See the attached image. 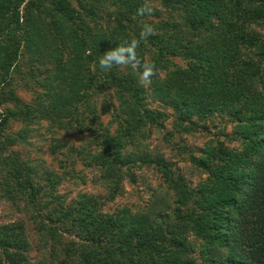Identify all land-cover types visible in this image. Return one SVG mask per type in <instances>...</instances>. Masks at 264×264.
<instances>
[{"label":"trees","instance_id":"1","mask_svg":"<svg viewBox=\"0 0 264 264\" xmlns=\"http://www.w3.org/2000/svg\"><path fill=\"white\" fill-rule=\"evenodd\" d=\"M151 2L140 17L143 0H0V203H22L41 247L32 258L24 224H0V264H264V0ZM145 23L155 34L137 55L156 66L151 86L133 67L101 71ZM169 117L164 157L143 141ZM215 120L236 145L184 143ZM42 134L48 167L24 152ZM142 167L164 192L107 208ZM82 170L104 199L58 193Z\"/></svg>","mask_w":264,"mask_h":264},{"label":"rangeland","instance_id":"2","mask_svg":"<svg viewBox=\"0 0 264 264\" xmlns=\"http://www.w3.org/2000/svg\"><path fill=\"white\" fill-rule=\"evenodd\" d=\"M166 112L171 115L169 110H166ZM213 125L215 127L221 126L217 120H215L213 124L206 122V132L201 130V128H198L193 132L182 134L181 138L193 151L202 147L208 139L213 137V134H215L218 139L224 140L225 144L228 146L236 145V143L227 141V139L222 135H217V129L214 128ZM229 130L230 126L227 125L224 131L225 133H228ZM172 131L171 118L169 117L168 120L163 123L162 128L152 129L149 137L143 141V145H145L148 151H157L164 157H170L174 152L170 150L169 142H166L163 137L164 134L171 133ZM67 136L65 137V135H60L59 138L62 140L67 138ZM73 137L74 138H71L70 141L75 145L79 144L78 137ZM177 137V135L173 134V140H177ZM48 141L49 139L47 134L34 136L30 140V145L25 147L24 152L26 156L30 159L41 160L43 162V166L48 167L52 161L46 148ZM176 165L187 180L192 183L197 181V177L194 175L195 172L191 169L187 162L178 160ZM75 168L80 169L81 167L79 164H76ZM132 171L135 174V182L129 183L126 179H124L121 183V193L114 197L110 202H106L105 206L107 208L114 209L118 206H127L130 209L138 208L139 206L149 203L153 195L160 196V194L164 192L162 185H160L158 175L152 169L142 167L139 170L132 169ZM81 174L84 176L82 179L73 177L62 182L58 187V193L66 194L67 198H70L74 197L76 192H84L86 194L101 196L104 199L105 191L98 180V173H96V171L82 170ZM15 221H20L24 224L25 232L28 236L31 247L29 255L32 258H35L40 254L41 247L37 240V234L34 230L33 223L24 211L22 203L12 205L9 202L2 201L0 203V224Z\"/></svg>","mask_w":264,"mask_h":264},{"label":"clouds","instance_id":"3","mask_svg":"<svg viewBox=\"0 0 264 264\" xmlns=\"http://www.w3.org/2000/svg\"><path fill=\"white\" fill-rule=\"evenodd\" d=\"M154 11L155 9L151 0H143L141 6L137 9V15L140 17H147L153 15ZM154 34L155 28L151 24L145 23L138 37H134L123 44H119L101 55L98 60V68L101 71H110L114 67H133L139 72V83L144 87H150L153 77L157 74L156 66L153 63H143L137 55V49L141 41H147L149 37ZM63 134L64 133H62V135Z\"/></svg>","mask_w":264,"mask_h":264}]
</instances>
